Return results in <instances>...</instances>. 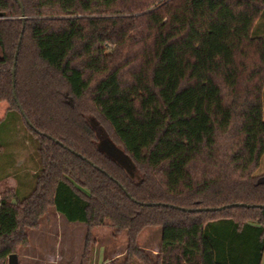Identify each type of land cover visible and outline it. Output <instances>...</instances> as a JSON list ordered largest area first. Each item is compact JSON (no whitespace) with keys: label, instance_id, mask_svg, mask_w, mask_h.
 <instances>
[{"label":"trees","instance_id":"trees-1","mask_svg":"<svg viewBox=\"0 0 264 264\" xmlns=\"http://www.w3.org/2000/svg\"><path fill=\"white\" fill-rule=\"evenodd\" d=\"M0 13V124H19L0 160V181L16 179L0 191V216L14 211L0 260L54 207L89 227L80 264L108 224L128 238L112 264L262 263L264 0H0ZM158 226L152 256L138 237Z\"/></svg>","mask_w":264,"mask_h":264},{"label":"rangeland","instance_id":"rangeland-1","mask_svg":"<svg viewBox=\"0 0 264 264\" xmlns=\"http://www.w3.org/2000/svg\"><path fill=\"white\" fill-rule=\"evenodd\" d=\"M6 108H8L7 102L0 103V114ZM16 126H19V124ZM16 126L11 119L0 124V160L8 159L6 156H8L10 148L14 147L12 144V147L8 146L7 142L10 143L11 140L14 142L13 137ZM15 141L18 142V138ZM19 143L21 144L20 141ZM31 152V148L19 151L21 158L18 163L20 166H27L31 169L19 173L18 178L27 182L21 190L20 196L30 193L35 185V182L30 179L34 168V163L29 157ZM33 156H36L35 153ZM9 169L8 167L7 170ZM259 171H264V158ZM2 173L4 172L1 171L0 176L3 175ZM14 182L16 183L14 176L1 180L0 191L14 184ZM13 214V209L7 206L3 207V214L0 216V232L11 227ZM88 230L89 227L86 223L69 222L54 207H50L48 212L41 217L40 225L27 230L29 242L26 245H19L16 253L19 264H79L84 255ZM114 232V228L109 224L91 229V239L93 238L94 241L90 243L85 260H89L93 264H102L105 261L107 262L104 264H112L114 259L121 260L127 251V232L122 231L117 234ZM161 238L162 227H149L139 235L138 245L152 256H155ZM0 264H10L9 257L0 260Z\"/></svg>","mask_w":264,"mask_h":264},{"label":"water","instance_id":"water-1","mask_svg":"<svg viewBox=\"0 0 264 264\" xmlns=\"http://www.w3.org/2000/svg\"><path fill=\"white\" fill-rule=\"evenodd\" d=\"M3 16V14L2 13H0V18ZM17 57V56H16ZM15 73V71H13V74ZM20 109H21V111H22V113L24 114V112H23V109L20 107ZM25 116V115H24ZM26 120H27V122L30 124V122H29V120L26 118ZM31 125V124H30ZM110 153L112 154V155H114L116 158H118L120 161H125V162H129V158H128V156L127 155H124L121 151H119V150H117V149H115V148H113V147H111L110 148ZM211 210H214V209H216V208H210ZM9 263L10 264H19V260H18V255L16 254V253H14V254H11L10 256H9Z\"/></svg>","mask_w":264,"mask_h":264},{"label":"crops","instance_id":"crops-1","mask_svg":"<svg viewBox=\"0 0 264 264\" xmlns=\"http://www.w3.org/2000/svg\"><path fill=\"white\" fill-rule=\"evenodd\" d=\"M6 110H7V108L6 109H3V112L0 114L1 116H0V120H2L4 117H5V114H6ZM15 181V180H14ZM16 185V183L14 182V184H11L10 186L12 187V186H15ZM1 227V226H0ZM107 261H105L104 263H106ZM104 263H102V264H104ZM80 264V263H79ZM93 264V263H92ZM261 264H264V253H263V258H262V263Z\"/></svg>","mask_w":264,"mask_h":264}]
</instances>
